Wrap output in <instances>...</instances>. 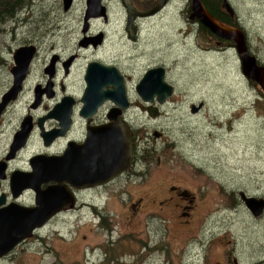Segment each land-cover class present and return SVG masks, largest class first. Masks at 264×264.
<instances>
[{"label":"rangeland","instance_id":"374dc122","mask_svg":"<svg viewBox=\"0 0 264 264\" xmlns=\"http://www.w3.org/2000/svg\"><path fill=\"white\" fill-rule=\"evenodd\" d=\"M117 1H110L113 8ZM83 3L76 0L74 9L66 13L61 0H27L17 10L15 20L5 23L6 30L0 35L4 56L0 59V96L12 86L11 53L17 43L44 39L51 35L47 26L60 20L67 28L60 30L59 42L70 35L79 36ZM185 3L176 0L145 21L138 48L128 43L119 50L115 37L120 33V22H112L107 29L108 49L131 76V99H138L134 84L156 60L166 64L170 70L167 79L175 85L173 100L164 105L160 118L153 119L136 108L127 113L129 124L140 137L151 135L154 128L163 132L156 142L159 153L153 152L150 160L146 185L132 174L115 180L102 195L83 193L104 218L86 208L58 215L44 225L42 236L32 238L0 264H224L223 252H231L239 264H264V217L254 221L243 204H233L239 190L264 194V92L243 76L234 49L204 50L210 41L197 38V27L189 19ZM229 3L246 30L251 50L264 61V0ZM14 26L16 38L12 39ZM29 99L27 91L4 115L0 155ZM199 102L203 108L193 115L189 107ZM145 146L147 150L154 148L150 136ZM29 151L22 154L23 159ZM157 154L160 166L155 162ZM172 179L198 194L197 213L201 211V216L197 229L184 230L174 221L159 219L158 231L151 233L154 224L144 226L145 213L128 218L130 211L123 207L126 201L157 195L154 185ZM144 241L159 246L160 251L148 257Z\"/></svg>","mask_w":264,"mask_h":264},{"label":"flooded vegetation","instance_id":"af4514ba","mask_svg":"<svg viewBox=\"0 0 264 264\" xmlns=\"http://www.w3.org/2000/svg\"><path fill=\"white\" fill-rule=\"evenodd\" d=\"M110 1L111 0H101V5L99 7L94 9V11H89L87 13L86 0H84L83 11L79 18V22L81 21V34L79 36L70 35L67 36L64 41L59 42L60 36H62L60 30L67 28V26L62 23L63 21L60 20L54 22L53 26H47V31L51 35H46L44 36V39L42 38L39 41H29V39H24V42L17 43L16 48L12 51V64L10 66L11 85L13 84L15 79L14 73L11 71V69L16 66L14 61V54L16 50L23 46L34 47V53L32 54V57L28 62L25 74L22 77L21 89L16 99L12 100L7 104L0 117L1 129V127L5 124L4 115L8 112L11 107H15L16 105H18L20 103L21 98L23 97V94L29 91L30 99L28 102H26V106L22 111L20 118L18 119L19 121L13 129L9 137L8 143L3 150V153L0 155V162H6V169L4 172L5 176L4 178H0V209L6 208L9 211H13V214H15V210H17V207L15 205L23 207H32L35 205L36 194L33 190L29 188H24L20 190L18 182L15 184V186L17 184L18 185L12 188V185L10 183L11 177L14 172L20 171L25 173L31 172L33 170L29 161L32 155H60L66 150L70 142H74L77 145H83L86 141L87 132L89 131V129L107 124L111 121L108 115L112 109L116 108V106L111 100H105L100 105H98L93 115L91 114L88 115V117H83L80 114L83 105L81 102V97L86 87L85 74L90 63L96 62L106 68L114 66L118 71L119 76L122 78V84L124 85V88L127 92L129 106L126 109L120 110L119 117L129 123L127 116L129 109L136 108L142 111L143 113L147 112L146 107H148L149 104L145 103L139 96L138 99L135 100L131 99L129 96V91L131 88V76L128 75L126 68L121 63V60L116 57H113L110 49H108L107 29L110 24H112V22H120V33H118V35L115 37V43H119V50H121L124 45H128V43L137 45L138 48V44L141 39L140 36L142 24H144L145 21L161 14L164 10L169 8L170 5L176 0H163V8L156 14L149 17H142L136 14L134 11H129V6L134 8L135 11L146 12L153 8L161 0H118L115 4V8H113V5L112 3H110ZM61 2L63 5V10L66 13L71 12L72 8L74 9L76 5V0H71L70 7L65 10L64 0H61ZM101 6H103L104 8ZM185 6L186 8H190V0H186ZM184 10L185 13H187L186 9H183L182 12H184ZM223 11L224 13H227L224 9ZM236 15L237 14L235 13L233 17H229L234 20L238 28H241L243 30L246 39V47L249 53L256 56L251 50L246 30L240 24V22H238V17ZM26 18H23V20H28ZM13 19L15 20V17ZM194 21L196 23L198 22V20L196 19H194ZM96 23H100V26L94 27V24ZM15 26H17V24ZM15 26L12 31V39L16 38ZM188 33H190V31ZM198 33H200L199 29ZM199 36L207 42L208 40L210 41L209 45L211 47L206 46L204 48L205 51L217 52L223 51L227 48L233 49L232 46H222L221 41L213 37H203L202 35L198 34L197 38ZM43 42L44 49H42ZM3 57V50H1L0 58L3 59ZM257 60L258 64L264 65V61H261L258 57ZM40 65L42 66L39 67ZM155 67H163L165 81L172 84L167 79L170 70L166 67V64L162 60H156L155 63L150 64L143 71L142 75L148 69ZM18 71L19 72L16 71V80L19 78L18 76L20 75V69ZM101 72L104 76L102 75L98 77L97 84H101L103 90H111L114 88L115 85H118V79H116L115 81L109 75V71L105 73L101 70ZM142 75L139 78H141ZM251 82H253L254 85L258 86L256 82ZM137 83L134 84V89ZM174 86L175 85H173V87ZM174 94L161 104L157 103L155 100L153 105L158 109V115L155 118L151 117L149 114L148 115L153 119L160 118L162 116V109L164 105L168 103V100H173L172 97L174 96ZM67 98L71 100L70 104L68 103ZM200 103L201 102H199L198 104ZM192 105L195 104L192 103L190 105V113H192ZM202 108L203 103L200 110ZM28 128L29 131L26 136L25 144L21 148L17 149V151L14 153L13 158L6 161V157L10 154L12 142H14V139L16 138L15 136L20 135L21 137L23 133H26L25 131ZM131 129L132 157L129 169L119 174L118 176L111 179L105 184H100L98 186L89 188H73V192L75 193L74 204L72 206H65L53 218L61 214H66L70 210L78 211L79 213L82 211L83 208H86L89 211L88 213L90 214H95L96 216L104 218V216H102V214L96 210L95 204H93L91 200L84 199L82 197L83 193L88 191H95L102 195L103 193H105L103 191L109 189V186H111V184L115 180L124 177H130L132 176V174L142 179L140 180L142 185H146L144 179L146 175H148L150 170V160L152 159L153 152L159 153L156 149V142L157 140H161V137H163V132L154 128L151 135L147 134L143 138L137 134L135 128L131 126ZM0 132H2V129L0 130ZM54 133L59 134L55 136ZM149 136L154 142V148H152L151 150H147L146 146L143 147L145 143H148ZM174 149L175 147H172V150ZM28 150H30V154L25 159H23L22 154L26 153ZM78 150L80 152L79 155H81L82 149ZM156 157V165L160 166L161 157L159 156V154H157ZM136 168H138L137 171ZM47 185L48 184L42 181L40 184V190H44V187H46ZM152 190H155L157 195H153L152 197H150L149 194L141 195L129 203L128 201L125 202V200H120V202H125V205L123 207L127 211H130V215L128 216L130 220H133L141 211L147 216L144 217V219L146 220L144 226L154 224L153 232L151 233H155L158 231L156 222L159 219L174 221L176 225L181 226V228H185L184 230L191 231L192 229H197V226L200 225L198 224V220L201 216V211L197 213L199 199L197 193L191 191L186 187H183L174 179L154 185ZM240 191L242 190L238 191V199L233 201V204H237V206L243 204V201L241 200V196L239 194ZM243 192L247 196L264 198V194L257 195L255 193L249 194L246 191ZM106 198H109V196H106ZM249 214L251 215L254 221H259L264 217V210L258 217L252 216L250 212ZM22 220L23 219L20 218H13L7 220L6 223H18L20 225V223H23L24 221ZM42 231L44 232V223L41 227L34 228L32 230V236L21 240L13 248L9 249L6 253L0 255V261L5 260V258L11 255H14L20 247H22L23 245H27L32 238H38L39 236H42L40 235ZM40 238L41 241H44V238ZM6 241L7 239H0V249L5 247L3 246V243H5ZM143 245L148 248L146 252L148 257L152 256L154 252L160 251V247L157 245L151 246L150 241H144ZM146 253L143 254L142 258H145ZM231 254V252H228L225 255L223 252V260L225 261L224 264H239L237 259ZM206 257L207 253L204 257V261H207Z\"/></svg>","mask_w":264,"mask_h":264},{"label":"water","instance_id":"95a60500","mask_svg":"<svg viewBox=\"0 0 264 264\" xmlns=\"http://www.w3.org/2000/svg\"><path fill=\"white\" fill-rule=\"evenodd\" d=\"M100 1L86 0L87 13L99 7ZM70 3L71 0H64L65 10L70 7ZM163 6L164 1L161 0L146 12L135 11L131 6H129V11H134L142 17H148L159 12ZM222 6L230 15H233L228 0H223ZM190 18L197 19L217 37L232 41L243 76L249 81L256 82L264 92V65L258 64L257 57L248 52L243 30L220 22L206 9L201 0H190ZM33 53V46H23L16 50L14 54L16 66L11 69L15 79L12 86L1 96L0 117L7 104L17 97L21 89L22 77ZM19 69L20 75L16 80V71L19 72ZM101 70L105 73L109 71V75L115 81L118 79V85H115L111 90H103L101 84H97L98 77L103 75ZM85 80L86 87L81 97L83 105L80 114L83 117L93 115L98 105L105 100H111L116 106L108 115L111 121L89 129L83 145L70 142L66 150L60 155L34 154L29 159L33 168L31 172H14L10 180L12 188L19 184L20 190L24 188L33 190L36 194L35 205L32 207L15 205L17 207L15 214L6 208L0 209V239H7L3 243L5 247L0 249V255L6 253L21 240L32 236L34 228L41 227L43 223L45 225L65 206H72L75 201L73 188H89L105 184L130 167L132 129L128 122L119 117L120 110L129 106L122 78L114 66L106 68L94 62L88 65ZM135 89L138 96L149 104L146 110L153 118L158 115V109L153 105L155 100L161 104L174 94L173 85L164 79L163 67L148 69L138 81ZM68 103H71L70 99H68ZM201 107L202 103L197 106L192 105L191 112H198ZM28 131L29 128L21 137L20 135L15 136L6 161L13 158L17 149L25 144ZM58 134L54 133L55 136ZM78 149H82L81 155H79ZM5 169L6 162H0V178H4ZM42 181L48 184L44 190H40ZM17 182L18 184L15 186ZM239 194L244 206L252 216L258 217L263 212L264 198L247 196L243 191H240ZM13 218H20L24 221L22 220L23 223L20 225L18 223H15L16 225L6 223L7 220Z\"/></svg>","mask_w":264,"mask_h":264},{"label":"trees","instance_id":"16d2710c","mask_svg":"<svg viewBox=\"0 0 264 264\" xmlns=\"http://www.w3.org/2000/svg\"><path fill=\"white\" fill-rule=\"evenodd\" d=\"M25 2L27 3V0L24 2H22L21 0H0V35L3 34L6 30V28L4 27L5 23L16 17L17 9L19 10L20 8H23V4ZM202 3L215 18L221 20V22L237 27L234 20L229 17L228 13H224L221 7L222 0H202ZM187 9L188 11H190L189 7H187ZM14 12L16 13L14 14ZM196 24L197 29L200 30V33L198 34L202 35L203 37L210 36L217 40H220L222 46L224 47L233 46L232 41L221 39L215 36L210 30H208L199 22H197Z\"/></svg>","mask_w":264,"mask_h":264},{"label":"bare ground","instance_id":"6f19581e","mask_svg":"<svg viewBox=\"0 0 264 264\" xmlns=\"http://www.w3.org/2000/svg\"><path fill=\"white\" fill-rule=\"evenodd\" d=\"M202 1V0H201ZM233 10V9H232ZM234 14H235V12L233 11V15H230L229 13H228V15L229 16H231V17H233L234 16ZM189 19L191 20V22L192 23H194L195 24V26L197 27V24H196V22L194 21V19H191L190 18V15H189ZM220 21V20H219ZM221 22V21H220ZM222 23H224V22H222ZM224 24H226V23H224ZM227 25H230V24H227ZM230 26H232V25H230ZM234 27V26H233ZM197 32H198V29H197ZM245 44H246V39H245ZM249 52V51H248Z\"/></svg>","mask_w":264,"mask_h":264}]
</instances>
